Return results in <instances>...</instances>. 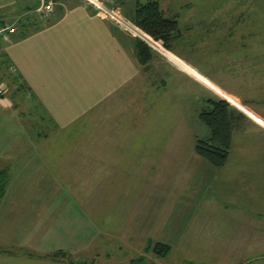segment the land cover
<instances>
[{
	"label": "crops",
	"instance_id": "crops-1",
	"mask_svg": "<svg viewBox=\"0 0 264 264\" xmlns=\"http://www.w3.org/2000/svg\"><path fill=\"white\" fill-rule=\"evenodd\" d=\"M100 1L135 29L138 28L125 15L133 20L138 4L157 1L164 15L178 18L177 14L181 13L183 30L192 33L182 36L184 47L200 46L204 42L200 41L202 37L215 39L214 30L226 26L222 19V0L217 8L216 4L210 5L207 13V0H182L179 7L175 6L174 0ZM232 1L236 6L237 0ZM54 3L55 11L44 16L37 11L39 0H0V24L17 26L7 41L0 40V78L5 77L0 82L6 84L8 91L0 99V107L3 110L14 108L18 112V123L20 117L29 114L28 111L24 113L29 107L32 110L39 108L46 124L34 120L35 126L50 127L55 142H63L56 144L54 151L46 150L45 145L27 149L26 143L17 144V153L5 155L6 162L2 167L8 169L9 174L30 167L33 170L52 168L53 172L50 171L54 174L101 173L102 188L107 191L103 200L108 206L112 205L113 196L122 197L128 206H142L140 195L147 186L152 197L157 186L165 190L169 186V199L161 200L159 204L164 208L160 211L151 208L148 216L136 220L146 226L150 223L148 232L135 227V221L133 226L121 224L115 236L126 246L140 244L142 252L148 241L169 244V252L159 257L160 264H184L191 253L189 249L194 247L195 252H199V241L188 240L191 246L187 248V242L183 240L185 231L175 236L172 230L175 224H178L179 232L184 227L185 222H180L178 217L182 211L186 212L182 208L179 212L173 209L177 205L174 200L177 199L181 206L186 204L187 209L191 201L197 204L199 195L202 196L200 205L204 207L198 213L197 223L187 226L192 232L189 238H205L208 242L209 238H214L215 243L220 239L217 247H230L227 252L252 251L256 244L264 253V103L261 101L257 106L249 103L243 108L231 97L236 101L234 105L241 109L235 108L239 115L235 114L233 120L228 160L221 167L206 165L192 153L188 143L175 144L179 137L172 129L168 131L167 122L162 125L142 117L147 105L136 100V92L140 85L148 82L146 74L151 63L144 67L137 61V36L126 31L120 23L103 17L86 0H54ZM224 28L230 34L234 25ZM160 51L167 52L164 48ZM23 94L30 95L32 102H25ZM35 132L29 136L34 142L50 138L46 129ZM180 159L191 165L190 169L184 167V170L175 171V163ZM194 172L202 180L197 182L199 178L196 179ZM174 174L178 177L179 193L176 196L175 183L167 181ZM143 179L149 180L150 184H144ZM184 190H188L185 196ZM149 206H156V203L151 201ZM223 221L225 225H222ZM246 223L251 231L257 227L258 232H262L257 241L254 234H248ZM237 245L245 249L234 250ZM173 250L187 255L181 262L171 260ZM26 253L25 249H10L8 253L0 254V263L6 258L18 260L19 254L29 260L38 257ZM38 253L35 255L53 252ZM36 259L60 262L50 257ZM195 259L196 262L190 263L192 259L186 262L201 264L198 258Z\"/></svg>",
	"mask_w": 264,
	"mask_h": 264
},
{
	"label": "rangeland",
	"instance_id": "rangeland-1",
	"mask_svg": "<svg viewBox=\"0 0 264 264\" xmlns=\"http://www.w3.org/2000/svg\"><path fill=\"white\" fill-rule=\"evenodd\" d=\"M181 2L182 0H174L176 7H179ZM236 2L237 5L234 6L232 0H222V19L226 21V26L234 25L230 34L229 30L224 28L226 26H219L214 30L217 35L214 36L215 39L208 35L207 39L202 37L200 41L204 42L200 46L184 47L182 36L192 35V33L183 30L181 13L177 14L178 18L176 17V19L180 22L182 34L177 42L178 46L174 50L176 53L186 55V58L168 50L163 54L152 43L148 44L145 38H141L153 50L152 62H150V68L146 74L148 82L143 86L140 85L139 91L136 92V100L140 99L143 104L147 105L146 108L143 107L142 117L159 121L162 125L167 122L168 131L172 129L175 136L179 137L175 144L182 146L188 143L194 154H196L194 138L196 136L203 137L209 133L208 128L198 118L202 98L213 94L239 109H241L239 106H235L229 101L232 100L231 97L236 99L243 108L246 105L242 104L241 98H247L256 106L261 101L264 103V0H237ZM220 3L219 0H207L206 5L209 7L216 4L217 8ZM177 9L181 10V8ZM210 9L211 7L207 9L206 13ZM125 18L132 21L126 15ZM123 27L129 33L137 36L133 27L132 29L126 25ZM137 30L143 33L141 30ZM226 40L232 42L229 49L223 50L222 47H219L220 50H217L218 43ZM153 41L158 42L164 48L160 40ZM234 58L238 59L230 63V60H234ZM7 93L8 91L3 96ZM21 96L24 97L25 102H32L29 100L30 95L23 94ZM29 109L24 113L28 111L31 115L26 113L24 117H20L22 119L18 123L16 118L18 112L14 108L3 110L0 107V171L6 169L2 167L6 162L4 156L17 153L18 150H15L17 144L22 145L23 142L25 145L26 143L27 149H32V146L36 148L37 145H45L46 150L51 151L57 149L56 144H63L59 139L57 140L59 142H55L56 138L51 137L53 131L50 127L35 126L34 120H42V123L46 124L45 116L41 110L39 108L32 110L33 108L30 107ZM45 129L50 136L49 139H46L47 141L41 139L34 142V138L29 137L35 131L40 132ZM187 139L188 141H186ZM262 144V157L264 158L263 141ZM180 160L175 163V171L184 170V167L190 169L191 165L186 164L185 160ZM50 170L53 172L52 168L33 170V167H30L25 171L19 169L9 174L6 169L5 195L3 194L0 202V254H6L10 249L17 251L25 249L28 254L33 253L31 257L34 258L37 256L35 254H39L38 251L63 250L66 252V257L68 256L75 263L85 260L92 264H130L133 259L144 256L145 264H160V258L152 251L142 252L140 244L131 247L123 245L115 236L121 224V226L124 224L133 226L138 218L148 216L151 208H156L159 211L163 209L164 207L159 204L161 200L169 199L171 192L169 186L167 190L157 186L154 197L148 194L150 187L147 186V189L141 191L142 206H128L125 200L119 196H113L112 205L108 206L104 204L103 200L107 191L102 188L101 173L97 175H86L80 172L78 174H54ZM193 175L196 179L199 178L197 182L202 180L195 172ZM170 180L175 183L176 196L179 193L176 184L178 177L174 174L167 179L168 183ZM142 182L150 184L149 180L143 179ZM189 188L187 187V189ZM187 192L188 190H184L183 196ZM151 201L156 203V206H149ZM200 201H202L201 195L197 197V204L191 201L189 207L185 209L186 204L181 206L180 203H177V199L174 200L177 205L173 209L179 212V208H182L186 212L182 211L178 217L180 222H185V228L183 227L179 232L178 224H175L172 228L173 234L178 236L185 231L183 240L187 242V248L191 246L188 244V240L199 241L200 250L197 253L192 247L189 249L191 253L188 255L173 250L170 254V256L173 254L171 260L181 262L187 255L189 258L184 260V264H188L189 262L186 261L189 259H192L190 263L196 262L195 257L201 264H264V253L261 252V247L256 244L251 249L252 251L227 252L226 250H230V247L223 245L217 247L220 239H217L215 243L214 238H209V242L205 238H189L192 232L187 226L197 223L198 213L204 207L200 205ZM202 204L204 203L202 202ZM225 224L226 222L223 221L222 225ZM246 224L249 228V223ZM135 227H141L148 232L150 223L146 226V224L136 221ZM260 233L262 232H258L257 227L252 231L250 228L248 229V234H254L256 241L260 237ZM240 249L245 248H240V245L234 247V250ZM19 255L18 260H6V258L0 264H69L67 258H60L58 259L60 262L53 263L50 260L36 259L39 256L29 260L21 254Z\"/></svg>",
	"mask_w": 264,
	"mask_h": 264
},
{
	"label": "trees",
	"instance_id": "trees-1",
	"mask_svg": "<svg viewBox=\"0 0 264 264\" xmlns=\"http://www.w3.org/2000/svg\"><path fill=\"white\" fill-rule=\"evenodd\" d=\"M132 24L147 36L135 28L134 31L145 38L149 43H152L157 49L163 50L160 44L153 40H160L162 46L166 50L186 58V55L176 53L174 50L176 46H178L177 42L181 38L182 34L180 22L175 17H168L164 15L157 1H149L143 4H138L134 11ZM148 36H150L153 40ZM231 44L232 42H229V40L219 42L216 49L220 50L219 47H222L223 50L229 49V45ZM135 55L137 61L144 67L148 66L153 57L152 48L138 36L135 38ZM237 59L238 58H234V60L231 59L230 63L235 62ZM0 80H5V77L0 78ZM19 85L21 86V84ZM201 100L202 105L198 112V118L208 128L209 133L203 137L196 136L194 138V150L196 154L207 164L213 167H221L228 160L231 146L233 120L236 117L235 114L239 115V112L225 99L213 94L204 97ZM229 101L232 104L236 103V101L233 100ZM241 102L246 106L251 103L247 98H241ZM6 178V169L1 170L0 202L5 192ZM170 248V245L167 243L160 241H148L144 250L145 252L150 250L158 257H163L169 252ZM37 256L50 257L51 259L56 260L60 258H67L69 264H92L89 262L87 263L85 260L75 263L68 256L66 257V252L63 250H57L53 253ZM130 264H145L144 256H139L136 259H133Z\"/></svg>",
	"mask_w": 264,
	"mask_h": 264
},
{
	"label": "built area",
	"instance_id": "built-area-1",
	"mask_svg": "<svg viewBox=\"0 0 264 264\" xmlns=\"http://www.w3.org/2000/svg\"><path fill=\"white\" fill-rule=\"evenodd\" d=\"M86 1L93 4L99 10V12L103 17L111 18L112 20L120 23L122 26L126 25L127 27H130L132 29V27L127 22L123 21L116 13L107 9L105 5L101 3L100 0H86ZM37 11H39L44 16L54 12L55 11L54 0H39ZM16 30H17L16 25H12V24L9 25L5 23L0 24V40L7 41L9 39V35L15 33ZM145 41L148 42L147 40ZM148 44L150 43L148 42ZM6 91H7L6 84L0 82V99L3 97Z\"/></svg>",
	"mask_w": 264,
	"mask_h": 264
},
{
	"label": "water",
	"instance_id": "water-1",
	"mask_svg": "<svg viewBox=\"0 0 264 264\" xmlns=\"http://www.w3.org/2000/svg\"><path fill=\"white\" fill-rule=\"evenodd\" d=\"M137 36H139L140 38L144 39L141 35H139L137 32H136Z\"/></svg>",
	"mask_w": 264,
	"mask_h": 264
}]
</instances>
